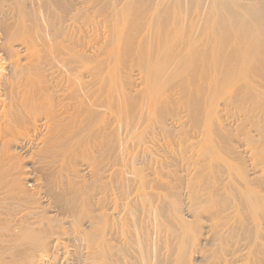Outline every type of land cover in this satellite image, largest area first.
Returning <instances> with one entry per match:
<instances>
[{"label": "bare ground", "instance_id": "bare-ground-1", "mask_svg": "<svg viewBox=\"0 0 264 264\" xmlns=\"http://www.w3.org/2000/svg\"><path fill=\"white\" fill-rule=\"evenodd\" d=\"M0 264H264V0H0Z\"/></svg>", "mask_w": 264, "mask_h": 264}]
</instances>
